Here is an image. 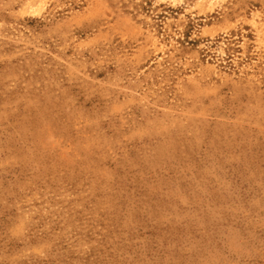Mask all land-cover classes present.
<instances>
[{"label": "rangeland", "instance_id": "374dc122", "mask_svg": "<svg viewBox=\"0 0 264 264\" xmlns=\"http://www.w3.org/2000/svg\"><path fill=\"white\" fill-rule=\"evenodd\" d=\"M0 264H264V0H0Z\"/></svg>", "mask_w": 264, "mask_h": 264}]
</instances>
